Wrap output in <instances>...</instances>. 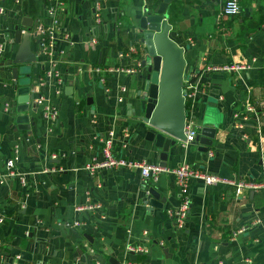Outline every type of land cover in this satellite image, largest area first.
<instances>
[{
	"label": "crops",
	"instance_id": "0c3cea01",
	"mask_svg": "<svg viewBox=\"0 0 264 264\" xmlns=\"http://www.w3.org/2000/svg\"><path fill=\"white\" fill-rule=\"evenodd\" d=\"M224 1L168 4L169 38L183 49L193 91L187 119L215 132L206 151L194 142L170 149L166 171L148 179L164 198L163 208H154L143 201L139 169L87 168L106 159V141L116 159L159 164L158 150L144 139L148 127L133 109L142 85L136 24L158 0H54L56 26L46 0H0V166L16 149L25 177L24 184L0 183V264H112L110 258L118 264H264V0H239L238 14L221 16ZM15 27L29 33L35 55L28 62L30 92L57 112L47 121L42 106L33 104L28 131L15 128L12 69L18 81L21 64L13 62ZM40 28L53 32L47 43ZM137 63L132 75L96 72ZM231 65L244 69H209ZM41 75L44 86L37 83ZM182 162L220 181L191 179L189 216L180 228L167 209L180 201L170 171ZM86 203L101 209L75 210Z\"/></svg>",
	"mask_w": 264,
	"mask_h": 264
},
{
	"label": "water",
	"instance_id": "95a60500",
	"mask_svg": "<svg viewBox=\"0 0 264 264\" xmlns=\"http://www.w3.org/2000/svg\"><path fill=\"white\" fill-rule=\"evenodd\" d=\"M170 2L171 0H158L155 6L144 10L136 24L141 44L139 75L142 85L137 90L133 103H137L133 109L138 110V115L134 116L148 127L144 139L158 150V166L162 169L166 167L170 149L176 148L178 142L185 141L184 127L187 120L184 98L186 65L183 49L169 38L171 26L168 23L167 7ZM15 30L14 41L18 44V49L13 62H34L35 55L30 50L29 33L23 36L18 27ZM12 71L18 104L16 112L19 113L15 117V128L28 131L34 123L29 111L36 112L32 102L33 94L30 92V83H23L22 86L16 79L17 69L13 68ZM214 132V127L207 123H201L196 129L193 142L204 146L200 147V151L207 150ZM148 179L145 178L140 186L143 201L150 207L163 208L164 198ZM109 260L112 264H118L115 259Z\"/></svg>",
	"mask_w": 264,
	"mask_h": 264
},
{
	"label": "built area",
	"instance_id": "2783aa9c",
	"mask_svg": "<svg viewBox=\"0 0 264 264\" xmlns=\"http://www.w3.org/2000/svg\"><path fill=\"white\" fill-rule=\"evenodd\" d=\"M48 3V6L46 8V11L48 14H51L53 17V23L56 26L58 24L57 17L55 18L54 13H55V5H54V0H46ZM97 5V3H96ZM98 8V7H97ZM240 11L239 9V0H225L223 3V7L221 10V16H233L238 14ZM4 14V9L0 6V17ZM40 33H42L44 37V42L47 43V39L51 38L52 36V31L51 30H43L42 28L39 29ZM94 42V41H93ZM132 51V50H131ZM0 53H2V46L0 44ZM118 56H123V53H119ZM48 57L50 60L52 59L53 61V53L50 52L48 53ZM209 69L212 70H224V71H239L244 69V66L242 65H231V66H224V67H211ZM118 70L123 71L126 74H134L137 73L139 70V63H137L134 66L125 68V69H120V68H106L104 70L100 68H96V72L101 73L102 75L104 73H113ZM48 76H51L52 74L54 76H57V73H54L53 71H48L46 72ZM44 75H41L37 79V83H39L40 86H44ZM100 81H104V77L101 78ZM185 84V93H184V98L186 101V98L192 97L193 91H189L192 89L191 82L186 78L184 81ZM32 89V88H30ZM125 87H121V91H125ZM30 91H35L34 89ZM33 94V99L32 102L35 105H41L43 109V117L47 121H53L57 117V112L55 108L49 106L48 104L44 103V97L39 95H36L34 92H31ZM118 101H122V97L118 98ZM184 135H185V144L192 143L196 137V128L194 126L193 121L186 120L185 122V127H184ZM110 141H106L103 146V153L106 157V159L101 162L99 165H96L94 167L88 166L87 170L92 172L95 168L98 167H118V168H137L140 171V174L143 178H149L152 179L153 181L157 179V175L161 172L166 171L165 168L162 169L158 165L154 164H149V163H137L134 161H126L124 159H116L112 156L111 151H110ZM14 154L11 155L10 157L6 158L3 164L0 166V183H3L6 179L9 178H16L20 181L21 184L25 183V177L24 175H21L16 167V164L18 162V156H17V150L15 149ZM52 158H56L55 155H52ZM172 174L175 175L176 178V183L179 187V193H180V201L178 206L176 207H171L167 209L168 215L173 218L176 222V225L180 228H183L186 224L187 218L189 216V209H190V182L192 178H201L205 181L206 184H212L215 182L220 181L218 177H215L214 175H209L206 173H203L199 169L193 168L190 165L182 162L180 163L176 168L170 171ZM248 184L246 183H239V187H244ZM258 185H252L249 187H257ZM96 209H101V204L100 203H86L85 205L82 206H77L75 207L76 211H94ZM257 222H255L256 224ZM74 226H78L79 222L74 221L72 223ZM245 231V228L239 229L236 232L233 233V237L237 236L238 234H241L242 232ZM144 235L146 232L143 233ZM131 251H135L137 249L142 250L141 248H134V247H129L128 248ZM133 264H149V263H133Z\"/></svg>",
	"mask_w": 264,
	"mask_h": 264
},
{
	"label": "rangeland",
	"instance_id": "374dc122",
	"mask_svg": "<svg viewBox=\"0 0 264 264\" xmlns=\"http://www.w3.org/2000/svg\"><path fill=\"white\" fill-rule=\"evenodd\" d=\"M19 69V77L18 82L22 83H30V76L32 72V66L28 63H21Z\"/></svg>",
	"mask_w": 264,
	"mask_h": 264
},
{
	"label": "trees",
	"instance_id": "16d2710c",
	"mask_svg": "<svg viewBox=\"0 0 264 264\" xmlns=\"http://www.w3.org/2000/svg\"><path fill=\"white\" fill-rule=\"evenodd\" d=\"M189 104H190V98H186V101H185V108L187 110H189Z\"/></svg>",
	"mask_w": 264,
	"mask_h": 264
}]
</instances>
